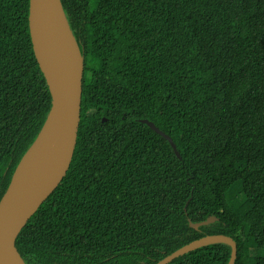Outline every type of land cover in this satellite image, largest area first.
<instances>
[{
  "label": "trees",
  "instance_id": "obj_1",
  "mask_svg": "<svg viewBox=\"0 0 264 264\" xmlns=\"http://www.w3.org/2000/svg\"><path fill=\"white\" fill-rule=\"evenodd\" d=\"M61 4L84 59L80 119L66 175L16 239L24 262L155 264L221 234L234 264H264V0ZM27 16L28 0H0V197L50 107Z\"/></svg>",
  "mask_w": 264,
  "mask_h": 264
},
{
  "label": "water",
  "instance_id": "obj_2",
  "mask_svg": "<svg viewBox=\"0 0 264 264\" xmlns=\"http://www.w3.org/2000/svg\"><path fill=\"white\" fill-rule=\"evenodd\" d=\"M27 21L33 56L47 86L50 107L0 197V264H26L17 252L16 239L66 175L80 119L84 59L61 0H28ZM138 122L166 140L175 156L180 158L170 136L147 119ZM214 221V217L196 223L188 220V226L197 231ZM210 245L228 247L230 255L226 264H234L236 244L232 238L221 234L193 240L155 264H168Z\"/></svg>",
  "mask_w": 264,
  "mask_h": 264
}]
</instances>
